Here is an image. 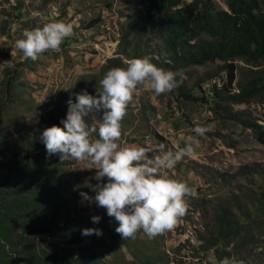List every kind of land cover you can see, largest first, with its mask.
Segmentation results:
<instances>
[{
  "label": "rangeland",
  "instance_id": "obj_1",
  "mask_svg": "<svg viewBox=\"0 0 264 264\" xmlns=\"http://www.w3.org/2000/svg\"><path fill=\"white\" fill-rule=\"evenodd\" d=\"M144 1L0 0V142L8 143V150L0 155V174L16 168L8 163L10 153L33 146L46 128L49 113L65 107L70 97L75 101V94L82 91L96 95L109 59L121 58L127 66L132 57L129 54L139 46L128 34L129 26ZM210 3L213 10L227 11L224 0H210ZM53 21L73 25L72 35L65 38L59 49L47 50L32 61L15 48L14 41L23 38L26 29ZM146 42L153 50L159 49L157 39L143 40L141 45ZM232 64L236 79L231 89L227 87L230 94L238 92V82H245L252 74L264 70V59L258 64L237 59ZM222 66L219 60L190 66L174 71L175 79L183 82L187 91L207 76L215 75ZM220 76L202 85L207 94H210V83L218 90L223 86L226 75ZM234 115L254 127L243 125ZM95 116L90 118V123L98 124L102 113ZM197 124L211 126V130L203 137H196L198 144L194 145L192 156L182 158L168 170L170 178L183 181L197 191L195 198H185V215L171 230L151 239L140 230L134 237L122 239L115 232L117 223L106 210L94 202L82 201L79 195L85 192L94 196L93 186L106 179L97 181L96 169L87 161L71 158L60 161L58 155L46 156L45 147L32 155L37 164L32 178L20 179L21 176L14 175V180L18 178L20 184L13 180L8 186L2 185L0 220L10 217L14 225L21 226L24 218L20 214H27L28 208L34 207L31 202L34 194L41 191L45 200L61 196L64 206L71 208L75 202L77 210L83 214L101 217L98 223L103 234L96 250L105 264H141V259H150L152 264H220L216 251L231 252L237 239L228 245L218 241L217 214L236 190L253 192L264 186L259 174L250 177L242 174L244 170L264 169V139L256 134L260 131L264 136V90L244 103H205L199 96L196 99L182 96L176 89L154 96L149 89L138 86L121 121L119 145L148 147L163 143L166 151L175 152L195 136L193 128ZM91 139L96 137L93 135ZM19 236L24 239L21 243ZM59 248L49 233L26 236L13 231L8 238L0 230V264H8V258L17 264H27L30 260L19 254L22 250L41 253ZM242 252L251 254L249 259L257 258L258 263L264 260V256L258 254L264 255V248L259 246L246 245Z\"/></svg>",
  "mask_w": 264,
  "mask_h": 264
},
{
  "label": "trees",
  "instance_id": "obj_2",
  "mask_svg": "<svg viewBox=\"0 0 264 264\" xmlns=\"http://www.w3.org/2000/svg\"><path fill=\"white\" fill-rule=\"evenodd\" d=\"M224 1L227 11L213 10L210 0H193L189 3L185 0H145L129 26L128 34L139 44L129 56H132L131 59L146 58L158 68L173 72L190 66H202L215 60L222 61L223 66L215 75L207 76L190 90H184L183 82L175 89L182 96L193 99L199 96V100L205 103L247 102L264 90V70L252 74L245 82H238L237 93L230 94L227 87L231 89L236 79L233 61L239 59L248 64H258L264 59V0ZM146 39H157L160 42L159 49L153 50L148 42L141 45ZM107 62V70L126 67L121 58H111ZM222 73L226 75L223 86L218 90L210 83V94H207L202 85L211 82L213 78H220ZM66 111L67 104L49 113L46 127H61L59 122L65 117ZM233 118L245 126L254 127V124L243 121L236 115ZM256 134L259 139H264L262 132L258 131ZM1 136L0 120V138ZM0 143L1 155L8 150V143ZM43 147L36 140L28 150L10 153L8 163H13L16 168L0 174V189L2 185L8 186L14 180V175L21 176L20 179L32 178L37 168L32 155L40 152ZM242 174L246 177L259 174L264 184V169L244 170ZM14 182L21 183L18 178ZM45 197L41 191L34 194L31 201L34 207H29L27 214H20L24 218L21 226L14 225V219L10 217L0 220V230L5 232V237L10 238L13 231L26 236L49 233L60 245L59 250L41 253L22 250L19 254L29 258L27 264H105L96 250L102 235H81V229H101L100 224L93 223L90 214L78 211L75 202L69 208L63 205L61 196L53 200H45ZM5 216L8 217L6 214ZM241 218L245 221L240 222ZM216 222L220 227L218 241L221 240V244L228 245L233 243L234 238L237 239L231 252L221 249L216 251L220 261L231 257L242 264H264V260L258 263L257 258L249 259L251 254L243 255L242 252L246 245L264 248V186L253 192L236 190L226 207L217 214ZM22 240L23 236H19L18 242L21 243ZM258 254L264 256L263 253ZM2 255L7 256V253L2 252ZM7 262L17 264L11 258ZM152 263L150 259H141V264Z\"/></svg>",
  "mask_w": 264,
  "mask_h": 264
},
{
  "label": "clouds",
  "instance_id": "obj_3",
  "mask_svg": "<svg viewBox=\"0 0 264 264\" xmlns=\"http://www.w3.org/2000/svg\"><path fill=\"white\" fill-rule=\"evenodd\" d=\"M73 33V25L63 21L46 23L42 27L25 30L23 38L16 39L14 46L25 58L36 61L47 50L59 49L65 38ZM138 86L149 89L154 96L171 93L179 86L175 73L158 68L146 58H133L126 67H113L105 72L96 87V95L87 91L70 97L60 125L44 128L38 141L46 150V156L58 155L60 161L73 159L87 161L95 167V179L104 183L93 186L94 196L79 193L82 201L94 202L106 210L117 223L115 232L122 239L132 238L142 230L153 238L171 230L186 212V197L197 196L194 187L172 179L168 175L184 157L194 154L196 137H203L211 126L197 124L195 134L186 146L166 151L165 144L152 146L130 145L121 147V121ZM98 124L90 123L101 113ZM96 139H91L92 136ZM161 153L160 155H152ZM100 216H92L93 223ZM101 236L99 228L81 229L82 236ZM220 264H242L235 258L225 257Z\"/></svg>",
  "mask_w": 264,
  "mask_h": 264
},
{
  "label": "crops",
  "instance_id": "obj_4",
  "mask_svg": "<svg viewBox=\"0 0 264 264\" xmlns=\"http://www.w3.org/2000/svg\"><path fill=\"white\" fill-rule=\"evenodd\" d=\"M4 36L1 37V39L3 38Z\"/></svg>",
  "mask_w": 264,
  "mask_h": 264
}]
</instances>
